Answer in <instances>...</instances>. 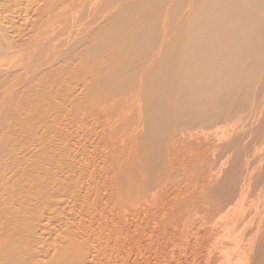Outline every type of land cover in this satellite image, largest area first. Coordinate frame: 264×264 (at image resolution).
I'll list each match as a JSON object with an SVG mask.
<instances>
[{"label":"bare ground","instance_id":"bare-ground-1","mask_svg":"<svg viewBox=\"0 0 264 264\" xmlns=\"http://www.w3.org/2000/svg\"><path fill=\"white\" fill-rule=\"evenodd\" d=\"M7 2L0 264H117L136 206L160 233L199 213L213 234L264 203V0ZM229 130L244 155L214 159Z\"/></svg>","mask_w":264,"mask_h":264},{"label":"rangeland","instance_id":"rangeland-1","mask_svg":"<svg viewBox=\"0 0 264 264\" xmlns=\"http://www.w3.org/2000/svg\"><path fill=\"white\" fill-rule=\"evenodd\" d=\"M35 1L33 0V2ZM5 4L8 5L7 0H5ZM262 94L260 98H257V102L264 100V93ZM241 117L242 115L234 116V120H238ZM235 130H229L227 135L217 132L214 134V138L210 137L215 141V152L214 154L212 153L214 159L220 157L221 149L226 144L229 148L234 149L230 150L236 156L244 155L235 146V141L239 138V136H235L237 135ZM257 130L262 133L264 131V123L261 127H257ZM203 131L207 132L204 129L202 130V128L199 130L200 133H203L202 137L204 139L207 136ZM255 134L256 131L251 133V135ZM260 147H264V141L259 142V145L252 149V152L257 151ZM238 170V168H235V172H238ZM226 173L224 170H220L218 174L215 173L216 187L222 193L229 191L227 190L229 188L228 184H225L226 181L223 178ZM102 192L106 193L103 189ZM250 199L253 198L251 197ZM250 199L247 204L251 208L249 216L236 226L230 224L228 228H220L213 234L208 230L210 223L203 220L204 218H201L202 214L199 213H192V216L189 215V217L187 215L181 216L177 220L180 222L176 232L172 234L160 233L162 218L152 214L146 208L149 203L142 208L136 206L128 214L125 221L126 228L123 233V237L129 239V250H120L117 253L124 258H120L118 262L120 264H259L264 258V235H262L259 242H252V240H254L255 231H257L259 226H262V231L264 230V203H253ZM108 250L106 252L93 250L92 254L95 257L90 264H102L108 253H110ZM118 262L117 264H119Z\"/></svg>","mask_w":264,"mask_h":264}]
</instances>
